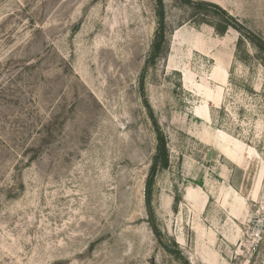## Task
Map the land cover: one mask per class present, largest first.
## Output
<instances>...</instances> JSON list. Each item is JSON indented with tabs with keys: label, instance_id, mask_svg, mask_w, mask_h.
<instances>
[{
	"label": "rangeland",
	"instance_id": "1",
	"mask_svg": "<svg viewBox=\"0 0 264 264\" xmlns=\"http://www.w3.org/2000/svg\"><path fill=\"white\" fill-rule=\"evenodd\" d=\"M194 1L264 38V0ZM163 3L169 52L144 73L156 0H0V264H264V66ZM145 100L170 152L160 236Z\"/></svg>",
	"mask_w": 264,
	"mask_h": 264
},
{
	"label": "trees",
	"instance_id": "2",
	"mask_svg": "<svg viewBox=\"0 0 264 264\" xmlns=\"http://www.w3.org/2000/svg\"><path fill=\"white\" fill-rule=\"evenodd\" d=\"M156 16H157V28L151 45V52L148 56L147 62L145 64L144 73L150 67H154L158 64L160 60L167 56L169 52V35L172 32L167 21L165 14V7L163 0H156ZM183 5L191 8L196 16V20L200 24H207L212 26L219 35H224L229 29H234L241 35V39L238 42V54L239 59L242 62L246 61L247 53L243 49L245 41H247L257 53V58L261 60L264 66V38L255 32L250 31L242 23H240L234 16L230 15L221 6L208 2V1H194V0H179ZM211 16H216L218 19L212 21L209 19ZM144 78V77H143ZM142 78V87H143ZM145 106L148 110L150 119L152 120L156 132V154L153 158L152 165L150 168V174L147 181V191H146V206L147 212L150 217L153 231L156 235L160 236V231L156 225V212L153 206V194L156 182V177L161 170H166L170 166V152L168 148V139L161 128L156 123L153 112L147 100H145ZM178 201V197L176 199ZM263 245V244H262ZM262 245L258 246L255 254H258L262 248Z\"/></svg>",
	"mask_w": 264,
	"mask_h": 264
}]
</instances>
